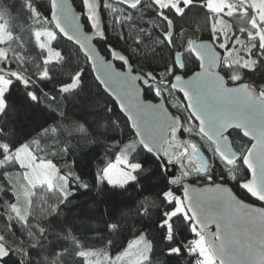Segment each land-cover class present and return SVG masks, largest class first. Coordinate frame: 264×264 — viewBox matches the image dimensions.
<instances>
[{"label":"trees","instance_id":"trees-1","mask_svg":"<svg viewBox=\"0 0 264 264\" xmlns=\"http://www.w3.org/2000/svg\"><path fill=\"white\" fill-rule=\"evenodd\" d=\"M146 1V5L142 2L134 9L112 3V11L108 12L101 0L105 40L95 42L106 58L111 57L108 47L112 46L129 57L135 71L144 75L153 73L154 82L167 89L168 102L212 149L194 121L190 122L179 94L170 89L169 68L174 64V54L180 52L184 63L182 73L187 75L196 70L198 62L189 50V41L211 39L222 52V73L253 85L264 94V35L254 24V8L247 0H227L228 7L215 12L207 6L209 0H203L205 11L199 6L201 0H192L187 15L166 21L158 9L172 6L180 11L178 5ZM72 3L76 10L82 11L81 0ZM49 12L48 1L0 0V22L9 35L0 41V61L7 57L12 65L8 68L5 64L0 69V79L6 80L8 86V78L15 73L23 83L41 70L44 54L52 72L47 87L36 79L31 80L33 90L40 89L38 103L25 102L24 89L18 87L12 97L17 111L10 110L0 116V241L11 252L6 264L21 261L47 264L44 255L51 257L58 248H67L69 255L57 260V264H80L71 254L76 251L75 238L96 249L112 240L115 253L142 232L149 240L150 249L136 264H194L197 251L190 253L185 248V243L195 238L187 214L175 213L167 220L181 190L175 187L174 180L166 177L162 165L144 151L118 106L95 81L88 59L74 43L56 32ZM83 22L88 29L85 19ZM75 78L76 84L70 88L74 90L67 94L59 90L60 84ZM154 82L144 90L145 98L160 97ZM228 134L235 150L243 152L248 148L250 141L240 131L232 130ZM17 143H28L35 159L52 161L67 178L65 192L58 188L34 189L23 218L10 210L16 200L10 179L20 168L11 155L17 147L11 150V146ZM119 154L139 167L132 180L113 185L102 173ZM220 162L225 171L217 172L214 178L222 177L236 194L251 201L238 188V183L247 177L244 167L241 164L227 167ZM104 181L108 187H104ZM168 191L170 197L166 195ZM113 220H118L121 227L109 232L105 225ZM161 220L164 229L156 226ZM37 225L47 231L40 234ZM169 249L176 253L171 259Z\"/></svg>","mask_w":264,"mask_h":264},{"label":"water","instance_id":"water-1","mask_svg":"<svg viewBox=\"0 0 264 264\" xmlns=\"http://www.w3.org/2000/svg\"><path fill=\"white\" fill-rule=\"evenodd\" d=\"M34 1L49 2V19L56 32L88 59L95 81L118 106L144 151L162 165L168 179H176L183 154L168 162L163 148L170 134L180 140L183 120L171 112L164 97L145 98L144 90L155 80L153 73L135 71L120 49L108 47L110 58L101 53L95 42L105 40L101 0H81L82 11L76 10L72 0ZM108 1L127 9L142 2ZM189 50L198 62L197 69L184 75L182 54L176 52L169 68V87L179 94L199 134L213 145L215 153L226 164L241 160L248 176L238 186L251 201L226 183L199 185L184 180L177 186L182 204L217 264H264V94L242 81L227 84L220 71L222 52L211 39H191ZM232 130L250 141L242 155L232 145L228 134ZM194 154L198 171L204 172L207 155L200 147Z\"/></svg>","mask_w":264,"mask_h":264},{"label":"rangeland","instance_id":"rangeland-1","mask_svg":"<svg viewBox=\"0 0 264 264\" xmlns=\"http://www.w3.org/2000/svg\"><path fill=\"white\" fill-rule=\"evenodd\" d=\"M155 1H158L163 5H178V0ZM142 2H144L143 4L145 5L147 3L146 0H142ZM247 2L254 8V24L259 27L260 31L264 35V3L262 0H247ZM206 4L215 12H221L228 7L227 0H209ZM102 5L108 12L112 11V8L110 7L112 3L108 0H102ZM8 36L9 35L7 31L0 22V41H4L8 38ZM228 80L236 81V78L229 77ZM75 84L76 78L71 81V85L69 87L72 88L75 86ZM155 85L157 88H159V95L166 99L167 105L171 112L183 119V129L180 140L175 141L170 135L169 141L163 148V155L167 158L168 162H170L179 154L185 153V158L182 164L179 166V177L188 176L191 171L197 167L193 149L200 147L208 155L210 162H213L214 159L212 157L211 150L206 142L198 134L192 131L183 114L176 110L175 107L168 102L167 89L160 86V84L157 82ZM6 88L7 81L0 79V90ZM2 107L3 104L0 103V108ZM189 120L191 122L192 119L189 117ZM11 155L17 160L20 167L17 172L11 175L10 179L12 190L16 197L15 203L12 205V209L10 210H12L17 217L23 218L26 215L28 206L30 204L31 193L37 187L58 188L64 192L66 191L67 178L58 172L57 165L50 160L35 159L28 143L17 147ZM138 167V163L129 162L124 155L119 154L103 169L102 177L105 178L110 184L123 185L133 179L134 172ZM212 169H216L215 163L214 168ZM166 195L167 197H170L172 194L170 191H168ZM179 212L186 215V211L180 196L176 197V206L167 215V220L171 215ZM192 230L195 234L194 248L200 258L198 264H217L205 243L203 235L200 234L194 226L192 227ZM130 242V244L128 243L127 249L120 255L116 264H136L147 256L150 249V243L143 232L139 234L138 238H133ZM5 251L6 248L0 241V255H3ZM88 255L91 256L92 253H89ZM106 259L107 257L105 256V260Z\"/></svg>","mask_w":264,"mask_h":264},{"label":"snow or ice","instance_id":"snow-or-ice-1","mask_svg":"<svg viewBox=\"0 0 264 264\" xmlns=\"http://www.w3.org/2000/svg\"><path fill=\"white\" fill-rule=\"evenodd\" d=\"M193 4L192 0H178V7L180 11H177L176 8H173L172 6H169L165 9H158L159 15L164 18L166 21H170L172 17H179L183 18V16L187 15V13L191 10ZM203 10L207 11V9H204L203 0H201V3L199 5ZM173 31H175L174 25H173ZM41 70L38 73L33 74L31 77L24 79L23 83L21 82V78L17 77L15 73H13L12 76L8 78V86L6 89L0 90V103L3 104V108H0V116H5L8 114V112L11 110L13 113L17 111L15 102L12 100V97L15 93V90L20 87L24 89V96L23 100L25 102L29 103H38L40 100L39 91L40 89L33 90V85L31 83L32 79L38 80L44 87H47L46 81L52 79V72L50 71L47 61L46 54H44L41 57ZM5 64H7L8 68H11L12 65L10 62H8L7 57L4 61H0V69H3L5 67ZM39 66V65H38ZM81 79L83 77V73L80 74ZM71 80L69 79L66 83L59 85V90L61 92H64L67 94L70 89ZM2 131V129H0ZM53 132L56 131L55 128L52 129ZM20 144H14L11 146V150H14L16 147H19ZM67 149H65L66 151ZM0 158H2V150H0ZM104 187H108L109 184L107 181L103 182ZM123 187V186H121ZM160 229H164L165 225L163 223V220L157 222L156 225ZM38 230L40 234H44L47 229L42 225H37ZM121 224L118 220H113L111 222L106 223L105 228L109 232H116L120 229ZM70 231V229H69ZM139 237V233H136L135 238ZM62 239H66L67 237L62 236ZM51 243V242H49ZM131 242H129L130 244ZM73 244L76 248V251L74 253H71L74 255L79 261L80 264H116L118 261L120 255L127 249L128 244L123 245L122 247L118 248L115 253L112 251L114 248V242L112 240H108L106 245H104L101 249H96L94 247H89L83 243V241H80L78 238H75L73 240ZM105 249L107 251H105ZM92 253L91 256L88 254ZM11 252L5 251L3 255H0V261H4L5 264L10 257ZM69 255V252L67 248H58L53 250L51 257H49L47 254L44 255V259L47 261V264H57V260H62L64 256ZM176 255L175 252H173L171 249L168 251V256L171 259L172 256ZM105 256L107 259L105 260ZM152 256L149 257V262L151 261ZM20 264H23V261L20 262Z\"/></svg>","mask_w":264,"mask_h":264},{"label":"flooded vegetation","instance_id":"flooded-vegetation-1","mask_svg":"<svg viewBox=\"0 0 264 264\" xmlns=\"http://www.w3.org/2000/svg\"><path fill=\"white\" fill-rule=\"evenodd\" d=\"M220 71H221V66H220ZM222 72V71H221ZM225 76V75H224ZM226 77V76H225ZM155 81V80H154ZM226 81H227V84H234L236 82H240V81H229L228 80V77H226ZM155 83V82H154ZM159 98V97H158ZM157 98V99H158ZM156 100V99H155ZM171 135V134H170ZM195 149V148H194ZM194 149H193V154H194ZM211 150V153H212V157L214 159V161L210 162L209 158H208V155H207V159H208V166H207V169L204 171V172H199L198 171V168H199V163L195 157V160H196V163H197V167L191 171V173L188 175V176H185V177H179V167H178V175H177V178L174 179L175 181V187H177L182 181L184 180H188L190 182H193L195 184H213V183H226V184H229L230 183H227L226 181H224V179L222 177H217V178H214V176L216 175L217 172H221V171H225L224 168H221L222 165H221V162L220 160L224 163L225 166L229 167V166H232V165H235V164H241V160H237L231 164H226L214 151V147L212 145V149L210 148ZM245 151L243 152H240L241 155L244 153ZM183 154V160L185 158V153H181ZM195 156V154H194ZM176 158V157H175ZM174 158V159H175ZM173 159V160H174ZM172 160V161H173ZM170 161V162H172ZM214 163H215V166H216V169L213 170L212 168H214ZM242 165V164H241ZM232 172V171H231ZM248 176V174H247ZM247 178V177H246ZM180 179V180H179ZM239 185V183H238ZM231 186V185H230ZM239 188V186H238ZM180 189V188H179ZM240 189V188H239ZM241 190V189H240ZM242 191V190H241ZM243 192V191H242ZM180 198H181V194H180Z\"/></svg>","mask_w":264,"mask_h":264},{"label":"built area","instance_id":"built-area-1","mask_svg":"<svg viewBox=\"0 0 264 264\" xmlns=\"http://www.w3.org/2000/svg\"><path fill=\"white\" fill-rule=\"evenodd\" d=\"M185 248L188 252L190 253H194L195 252V248H194V239L188 240L185 243ZM193 263L194 264H198L199 263V257L198 256H194L193 258Z\"/></svg>","mask_w":264,"mask_h":264},{"label":"bare ground","instance_id":"bare-ground-1","mask_svg":"<svg viewBox=\"0 0 264 264\" xmlns=\"http://www.w3.org/2000/svg\"><path fill=\"white\" fill-rule=\"evenodd\" d=\"M182 103H183V101H182ZM183 106H184V103H183ZM185 107V106H184ZM186 109V108H185ZM187 112V111H186ZM188 114V113H187ZM183 120V119H182Z\"/></svg>","mask_w":264,"mask_h":264}]
</instances>
